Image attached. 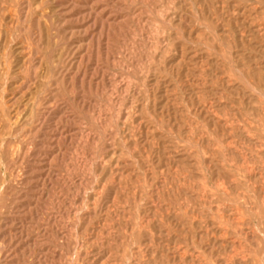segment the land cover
<instances>
[{
    "label": "rangeland",
    "instance_id": "rangeland-1",
    "mask_svg": "<svg viewBox=\"0 0 264 264\" xmlns=\"http://www.w3.org/2000/svg\"><path fill=\"white\" fill-rule=\"evenodd\" d=\"M0 264H264V0H0Z\"/></svg>",
    "mask_w": 264,
    "mask_h": 264
}]
</instances>
